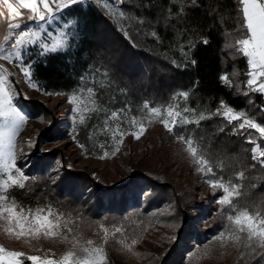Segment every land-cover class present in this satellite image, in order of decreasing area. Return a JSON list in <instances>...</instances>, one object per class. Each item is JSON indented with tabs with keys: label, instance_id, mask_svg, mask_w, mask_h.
<instances>
[{
	"label": "trees",
	"instance_id": "1",
	"mask_svg": "<svg viewBox=\"0 0 264 264\" xmlns=\"http://www.w3.org/2000/svg\"><path fill=\"white\" fill-rule=\"evenodd\" d=\"M183 6L185 11L165 24L167 10L177 11L172 0H125L122 8L114 0H86L53 21V28L72 22L70 27L77 33L74 46L47 58L41 57L34 46L23 63L31 64V83L43 94L72 95L81 74L100 69L107 70L110 86L93 87L98 104L110 111L124 109L139 118L149 113L144 102L149 108L160 106L161 111L175 103L179 109H194L195 113H184L190 118L202 112L210 115L199 125L174 129L167 138L176 139L174 133L183 134L185 139L191 137L198 154L203 153L215 173L213 177L199 171L201 178L207 183L221 176L224 181L231 178L233 184L241 185V195L234 203L264 208V168L258 162L253 167L251 149L255 145L245 142L251 135L264 150V139L247 126L243 130L234 128L240 121L230 124L214 115L223 102L264 126V97L252 92L243 94L247 90L248 65L242 55L228 47L243 33L238 0H196L194 5L186 0ZM120 11L125 14L122 18L117 15ZM133 17L142 19L143 25ZM153 30L159 40L148 34ZM204 39L207 44L202 42ZM223 75L228 76L231 87L222 82ZM181 91L188 92L187 100H170ZM82 100L88 108L93 107L87 93ZM110 111L97 115L87 110L85 122L70 128L68 135L77 140L85 154L102 156L111 149L114 119L105 123ZM62 133L50 129L40 133L38 141L57 140ZM38 151L39 145L31 155L25 189H11L8 194L25 207L51 206L72 223L81 237L97 244L104 236L101 226L108 229L104 247L109 264H196L220 243L217 236L225 230L228 210L221 205L210 208L207 197L203 202L191 200L185 185L177 188L142 169L129 170L122 179L107 184L71 168L59 149ZM241 171L245 177L242 181L236 179ZM221 195L220 189H213L212 198L217 200ZM196 213L209 218L201 231L195 226ZM152 234L165 240L157 252L142 248L143 241ZM132 239L138 243L129 252L124 244ZM242 243L238 245L239 253L247 252ZM247 255L240 256L239 264H259L264 247L254 257Z\"/></svg>",
	"mask_w": 264,
	"mask_h": 264
},
{
	"label": "snow or ice",
	"instance_id": "2",
	"mask_svg": "<svg viewBox=\"0 0 264 264\" xmlns=\"http://www.w3.org/2000/svg\"><path fill=\"white\" fill-rule=\"evenodd\" d=\"M85 2L86 0H18V8L11 0H0V4L11 13L8 18V34L5 36L4 42L0 44V58L19 63L24 70L25 76L31 82V64L25 65L23 63L26 54L30 51L28 46H36L39 49V55L44 58H47L50 54L65 53L71 49L75 44L77 35L70 27L72 22L64 24L63 28L58 29L56 34L46 30L45 25H51V22L61 18L65 10L70 9L71 6ZM115 2L122 8L125 0H115ZM185 2L186 0H172V3L177 5V11L173 13L171 8L167 10L163 16L165 24L171 18L185 11L183 6ZM187 3L194 5L196 0H187ZM20 9L30 11L32 15L28 17L29 22H42L38 24V30H33L28 22L23 23V26L21 22H18V18L22 17ZM238 12L242 17L241 28L243 33L240 38L229 44L228 47L234 48L236 53L242 55L248 65L249 70L246 72L248 78L245 81L247 90L243 94L247 96L249 92H252L264 96V0H238ZM117 15L122 18L125 14L120 11ZM132 19H136L137 23L141 25L144 23L142 19L134 17ZM148 34L159 40L156 31L153 30ZM202 42L204 44L208 43L206 39ZM191 62L195 64L194 60ZM173 63L175 62L173 61ZM10 76L11 74L7 69L0 66V175L7 173L6 178H3L2 182H0V219L6 222V234L16 239H39L41 237L53 239L62 237L67 240L68 237L63 235V229L71 232V228H68L67 222L62 223L61 213L55 212L51 206H37L33 209L19 205L15 198L8 194L11 189H25V181L28 179L15 163V137L26 117L22 115L21 111L13 103L16 96H22L23 94L14 91L15 84L10 79ZM108 80L107 70L101 72L100 69H92L87 73L81 74L78 87L74 90L69 100L75 106L73 110L78 114L80 123L85 122V117L79 115L85 110L80 103L84 93L88 94L93 105V107L87 109L88 111L97 115L110 111L105 106L98 104L99 97L93 87L98 86L101 89L109 87ZM221 80L231 87V81L227 75L221 76ZM177 97L187 100L188 92L174 93L170 100L175 101ZM143 107L149 109L146 117L149 122H151V117L155 116L159 118V122L169 132H174V129L184 128L189 124L199 125L202 120L210 118V115L203 112L190 118L184 113H195V110L188 107L179 109V105L175 103H169L165 106L163 113L160 106L149 108L148 102H144ZM123 111L124 109L110 111V115L105 118V123L109 119H118L120 112ZM214 115L221 116L230 124L233 121H240L233 127L243 130L247 126L249 129H255L260 134V137L264 139V126L246 117L243 112L235 111L230 106L224 105L223 102H221V107L217 109ZM137 123L139 122L133 117V127ZM145 131V125L140 123L138 129L131 134L135 139H139ZM125 134L123 131L119 132L117 142L110 145L113 148V152L119 151V145L123 142ZM174 135L176 139L185 142L186 150L198 165L197 170L204 172L205 175L214 177L215 173L209 161L202 152L198 154L197 147L193 146V139L191 137L185 139L181 133H174ZM245 142L255 145L251 149L253 167L258 162L264 168V150L261 149L251 135L246 137ZM26 143L31 146V141ZM107 155L108 152L105 151L101 158H105ZM244 178L243 171L236 174L237 180L242 181ZM208 183L211 187L221 190L222 195L218 197L217 202L222 206V209L226 208L228 210L225 214V230L218 234L217 239L224 244H239L243 236L245 247L252 248L253 251L256 247H264V208L260 205L247 204L241 207L238 202L234 203V200L241 195L239 191L241 185L239 183L233 184L231 178L228 181H224L221 176L209 179ZM101 228L104 232L102 242L96 245L93 240H87L85 242L86 246L80 249L83 255H77L75 251L69 250L59 260H53L47 257L26 255L24 252L9 250L0 245V264H25V260L30 261L31 264H109L108 254L104 247L108 242V229L103 228V226ZM116 231L119 232L121 229L117 228ZM76 243H79V241L74 240V247ZM137 243V239H132L131 243L124 244V247L127 251L133 252V246ZM133 254L139 256L138 253ZM259 264H264V257H261Z\"/></svg>",
	"mask_w": 264,
	"mask_h": 264
},
{
	"label": "rangeland",
	"instance_id": "3",
	"mask_svg": "<svg viewBox=\"0 0 264 264\" xmlns=\"http://www.w3.org/2000/svg\"><path fill=\"white\" fill-rule=\"evenodd\" d=\"M115 4L120 6L116 2ZM106 9L110 13L109 4ZM0 13H2L0 15V44H2L8 34V29L6 31L2 29L9 20L11 13L2 4H0ZM30 15L32 14L30 13ZM30 15L18 18V22H21L22 26L23 23L28 22L33 30H38V24L42 22H29L28 17ZM52 25L53 22H51V25L46 24L45 29L54 34H56L58 29L63 28V25L60 28H53ZM51 26L52 28H50ZM28 47L30 49L34 46L29 45ZM0 66L7 69L11 74L10 79L15 84L14 91L23 94L22 96H16L13 103L21 111L22 115L26 117L15 137V163L22 170L24 176L26 171L31 169L33 149L39 145L38 152L40 153L53 149L61 150L71 168L84 171L107 184L122 179L123 176L129 173V170L142 169L177 188L185 185V189L187 193L192 195L191 200L193 201L203 202V198L207 197L208 202L206 203L210 205V208L216 209L220 206L217 200L212 198L214 188L201 178L200 172L195 168L192 157L186 150V144L177 139L167 138L169 131L159 122V118L152 116L151 122H149L146 117L138 118L127 111L120 112L119 118L113 121L114 125L111 130L113 135L111 134L112 139L110 138L112 140L111 144H115L119 139V132L123 131L126 133L123 137V142L119 145V151L113 152V148L110 146L111 149L106 150L108 155L105 158L89 156L85 154V149L79 145L77 140L68 135L70 128L74 129V125L80 123L78 114L73 110L75 106L69 102L71 94H43L25 76L24 70L19 63L0 58ZM80 103L85 110L79 115L85 117L88 105L82 98ZM133 117L139 122L135 127H133ZM140 123L145 125L146 131L139 139H135L131 133L138 129ZM50 129H57L63 132L62 136L57 140H42L39 142L38 135ZM27 141H31V146L26 143ZM6 176L7 173L0 175V182ZM194 215L197 217L195 226L201 231L208 224L209 218L200 217L197 213ZM63 222H67L68 228H71V232L63 229V235L68 237L67 240L62 237L53 239L43 237L39 239H16L6 234V222L0 219V245L9 250L24 252L26 255L47 257L53 260H59L69 250L75 251L77 255H83L80 249L86 246L85 242L89 239L81 237L72 223L64 216H62ZM74 240L79 241V243L75 244V247L73 246ZM243 241L244 238L242 236L241 242ZM164 245L165 240L163 237L152 234L143 241L142 248L157 252ZM238 245L220 242L212 249L213 253L204 255L206 259L200 258L196 264H239L241 255L248 253V257H254L256 252L261 249V247H256L255 251L248 252L250 248L245 247L244 249L247 252L241 251L239 253V250H237ZM241 245H244V243ZM25 264H31V262L28 261Z\"/></svg>",
	"mask_w": 264,
	"mask_h": 264
},
{
	"label": "bare ground",
	"instance_id": "4",
	"mask_svg": "<svg viewBox=\"0 0 264 264\" xmlns=\"http://www.w3.org/2000/svg\"><path fill=\"white\" fill-rule=\"evenodd\" d=\"M12 3L16 4L17 7L19 8V4H18V0H11ZM8 10V9H7ZM9 11V10H8ZM21 13H22V16H28L30 15V11L29 10H25V9H20ZM22 20V19H21ZM8 23H9V20L6 22V25L5 27H3V31H6V29H8Z\"/></svg>",
	"mask_w": 264,
	"mask_h": 264
},
{
	"label": "built area",
	"instance_id": "5",
	"mask_svg": "<svg viewBox=\"0 0 264 264\" xmlns=\"http://www.w3.org/2000/svg\"><path fill=\"white\" fill-rule=\"evenodd\" d=\"M119 5V4H118ZM262 109L264 110V107H262Z\"/></svg>",
	"mask_w": 264,
	"mask_h": 264
}]
</instances>
